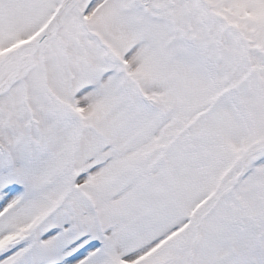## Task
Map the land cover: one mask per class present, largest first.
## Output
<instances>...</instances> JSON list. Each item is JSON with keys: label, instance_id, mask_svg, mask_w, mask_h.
Returning a JSON list of instances; mask_svg holds the SVG:
<instances>
[{"label": "snow or ice", "instance_id": "snow-or-ice-1", "mask_svg": "<svg viewBox=\"0 0 264 264\" xmlns=\"http://www.w3.org/2000/svg\"><path fill=\"white\" fill-rule=\"evenodd\" d=\"M0 264H264V0H0Z\"/></svg>", "mask_w": 264, "mask_h": 264}]
</instances>
